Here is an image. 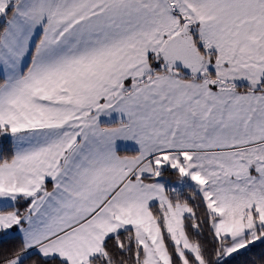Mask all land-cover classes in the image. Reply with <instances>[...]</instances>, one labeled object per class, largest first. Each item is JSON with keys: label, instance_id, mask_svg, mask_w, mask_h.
I'll use <instances>...</instances> for the list:
<instances>
[{"label": "snow or ice", "instance_id": "snow-or-ice-1", "mask_svg": "<svg viewBox=\"0 0 264 264\" xmlns=\"http://www.w3.org/2000/svg\"><path fill=\"white\" fill-rule=\"evenodd\" d=\"M0 264H264V0H0Z\"/></svg>", "mask_w": 264, "mask_h": 264}]
</instances>
